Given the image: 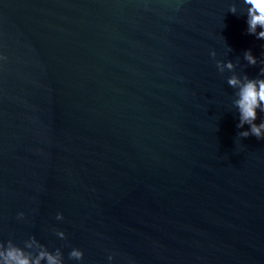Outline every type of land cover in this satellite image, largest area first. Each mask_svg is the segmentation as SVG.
<instances>
[{
  "label": "water",
  "instance_id": "1",
  "mask_svg": "<svg viewBox=\"0 0 264 264\" xmlns=\"http://www.w3.org/2000/svg\"><path fill=\"white\" fill-rule=\"evenodd\" d=\"M246 7L0 0V240L66 264L72 247L83 264H264V140L238 135L216 68L264 67Z\"/></svg>",
  "mask_w": 264,
  "mask_h": 264
},
{
  "label": "clouds",
  "instance_id": "2",
  "mask_svg": "<svg viewBox=\"0 0 264 264\" xmlns=\"http://www.w3.org/2000/svg\"><path fill=\"white\" fill-rule=\"evenodd\" d=\"M246 5L244 17H246V34L254 36L258 40H264V0H243ZM236 7L232 5L229 12L236 14ZM229 51L231 48L229 47ZM210 55L216 56L215 50ZM4 57L0 55V60ZM244 59L250 65L258 63L255 57L248 49L244 52ZM264 63V61H261ZM216 68L223 72L227 69L233 72L227 79L230 87L236 89V99L234 101L237 108L238 129H244L248 125V129L240 131L238 135L243 138L255 136L258 140H264V121L256 123L258 114L264 112V67H261L257 78H250L247 75L243 77L236 75L234 69L236 65L231 60H217ZM18 220L25 219V213H17ZM57 221H63L64 215L58 212L55 216ZM54 234L60 240H66L67 235L62 230L53 229ZM116 253H110L107 256L108 264H115ZM85 253L81 248L72 247L67 254L69 261L76 264H83ZM0 264H66L64 252L61 248L56 247L50 249L48 245L41 243L35 236H30L23 246L17 245L13 240H0Z\"/></svg>",
  "mask_w": 264,
  "mask_h": 264
}]
</instances>
